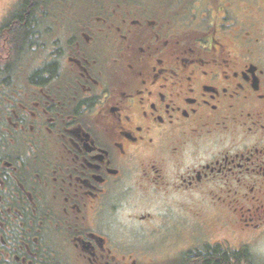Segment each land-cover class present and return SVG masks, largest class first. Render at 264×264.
Wrapping results in <instances>:
<instances>
[{"label": "flooded vegetation", "instance_id": "flooded-vegetation-1", "mask_svg": "<svg viewBox=\"0 0 264 264\" xmlns=\"http://www.w3.org/2000/svg\"><path fill=\"white\" fill-rule=\"evenodd\" d=\"M223 9L0 10V264H256L222 233L264 232V16Z\"/></svg>", "mask_w": 264, "mask_h": 264}, {"label": "rangeland", "instance_id": "rangeland-1", "mask_svg": "<svg viewBox=\"0 0 264 264\" xmlns=\"http://www.w3.org/2000/svg\"><path fill=\"white\" fill-rule=\"evenodd\" d=\"M212 1L213 0H147L148 3L166 9L167 13L170 14L173 19L182 22L189 20L202 22L203 19L210 15V13L222 16L224 14L223 8H225V10H229L231 14L242 16L244 19V13L247 14L260 8L263 9L262 14L264 16V0H219L220 5H215V7H213ZM9 3L10 0H7L6 2L0 1V10H2V8H6ZM209 9H211V12H209ZM55 17L56 16L54 15L51 18L52 21L56 20L55 22L53 21L54 26L46 28L45 36L47 39H44V37L43 40L40 41L42 44L38 45L37 48L39 46L44 47L43 43H49V39L64 33L66 28L62 23V20L59 22ZM262 20H264V17ZM31 51L32 52H30L28 62L30 65H27V67H31V64L35 67L39 64V62H41V58L44 56V49H35ZM228 229L229 228L226 227L222 233L225 236V240H228L233 244L240 242L241 245H248L251 256L254 260H256V264H264V232H262L261 235H258L256 239L251 238V236H244L242 233L238 239H235L232 237L230 229Z\"/></svg>", "mask_w": 264, "mask_h": 264}, {"label": "trees", "instance_id": "trees-1", "mask_svg": "<svg viewBox=\"0 0 264 264\" xmlns=\"http://www.w3.org/2000/svg\"><path fill=\"white\" fill-rule=\"evenodd\" d=\"M245 258H249L248 254L246 252H241V260L245 259ZM244 264V263H241Z\"/></svg>", "mask_w": 264, "mask_h": 264}]
</instances>
